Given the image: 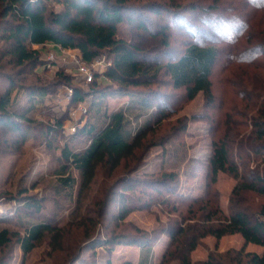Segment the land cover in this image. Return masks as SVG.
I'll return each instance as SVG.
<instances>
[{"label": "rangeland", "instance_id": "374dc122", "mask_svg": "<svg viewBox=\"0 0 264 264\" xmlns=\"http://www.w3.org/2000/svg\"><path fill=\"white\" fill-rule=\"evenodd\" d=\"M184 1L185 8L180 14H184L190 27L199 31L200 36L206 37V42L223 40L221 32L216 31L223 24L215 23V16L206 15L193 8L195 4L201 5L207 0ZM219 1L224 5L227 0ZM231 1L239 5V0H229L228 3ZM48 5L55 9L60 7L53 2ZM241 5L246 7L243 1ZM248 11L254 10L249 7ZM145 14L151 18L150 26L156 27L159 18L149 11ZM220 16L230 19L236 15L223 13ZM165 22H172L171 17L166 18ZM214 23L215 26H212ZM229 23L234 28L235 23ZM123 26L128 28L129 36L132 34L133 42L160 63L167 62L171 54L174 57L181 55L185 43L193 41L191 34L177 25L173 29L170 46L161 44L159 38L152 39L146 33L137 31L136 22ZM231 36L230 31L228 38ZM236 38L238 41L234 44L230 45L226 41L221 43L223 52L234 45V50H239L238 53L243 59L257 62L254 65L232 62L234 65H230L226 71L225 66L229 59L222 52L212 76L216 97L213 106L207 104L203 92H199L192 100L181 101L182 91L175 90L170 84L169 75L164 70L161 71L158 83L146 88L162 92L168 100L172 96V102L175 101L172 107L174 109L169 111L159 125H153L133 155L123 159L114 169L106 164L100 166L95 178L85 189H80V176L76 170H73L77 179L74 188H62L59 185V172L65 163L62 157L63 147L68 146L72 150L86 147L91 140L86 129L91 124L102 123L97 110L110 113L121 107H129L132 98L137 97L138 89L133 87L128 92H120L118 86L104 76L105 70L111 64L107 51L87 63L81 59L77 49H63L50 42L34 45L40 50L42 60L35 72L41 77L42 84L50 90L45 96L36 99V106L29 113L31 122L26 130L27 137L22 140L18 133L7 134L0 143V230L8 228L12 233L24 234L25 226L43 221L50 223L52 230L46 232L28 253L23 252L17 236L12 235L9 243L0 246V264H123L126 261L137 264L143 256V248L130 241L137 238V229L152 238L149 242L153 252V264H160L170 239L167 233L161 231L179 217L180 213L194 224L200 214L204 213L201 207L205 203L201 201L207 198L213 203L218 202L221 210L228 213L236 179L229 173L220 172L206 195V164L212 151V140L218 132L213 129L216 121L220 119L221 122L228 105L233 110L240 103L241 93H246L254 85L260 84V77L264 75V69L260 67H264V7L258 11L252 28H244L241 36L236 34ZM253 49L256 50L255 54L250 53ZM80 62L88 66L93 75L91 81H87L80 71ZM4 70L10 72V67ZM15 77L19 78L17 75ZM243 83L248 89L244 86L238 87ZM7 86L9 83L0 77V88ZM101 88L106 96L99 106L93 102L100 97L92 90ZM76 89L83 91V100L73 99ZM16 92L17 89L13 91V95ZM26 101L27 98H24L22 103ZM154 104L155 107L158 106L156 102ZM148 111L150 110H127L136 127L145 120L144 115ZM209 116H215V123L211 122ZM237 118L241 120L240 116ZM216 126L218 127L217 123ZM162 172L176 174V177L169 178L173 191L162 188L166 196L172 197L171 203H152L131 211L122 220L118 219L116 215L121 209L119 198L122 188H135L128 191L132 195V201H137L138 198H144L137 188H143ZM249 199L252 204L262 203L264 195L251 194ZM173 206L178 207L179 211H173ZM115 236L118 237L117 243L95 246L98 238L108 240ZM243 247L246 251L263 252L260 245L246 243L239 233L220 238L207 235L199 240L191 252V260L199 263L210 254L218 255ZM168 264L179 262L171 260Z\"/></svg>", "mask_w": 264, "mask_h": 264}, {"label": "trees", "instance_id": "16d2710c", "mask_svg": "<svg viewBox=\"0 0 264 264\" xmlns=\"http://www.w3.org/2000/svg\"><path fill=\"white\" fill-rule=\"evenodd\" d=\"M228 1L223 5L219 0H207L193 7L206 15L215 16V23L223 24V27L216 30L221 32L223 40L209 43L204 40L206 37L200 36L199 31L190 27L184 14H180L185 8L184 0H0V77L9 83L6 88H0V143L7 134L18 133L22 140L27 137L26 130L31 122L29 113L35 108L36 99L45 96L50 90L42 84L41 77L35 72L42 60L40 50L34 45L50 42L63 49H77L81 59L87 63L107 51L111 64L105 70L104 76L114 82L120 92H128L137 87V97L132 98L131 105L127 108L121 107L110 113L106 110L100 112L98 109L102 123L91 124L86 129L91 139L86 147L80 150L63 147L62 157L65 163L59 172V185L62 188H74L77 179L73 170H76L80 176V189L87 188L100 166L106 164L114 169L123 159L133 155L153 125H159L169 111L174 109L172 107L175 101L172 102V96L168 100L162 92L146 88L158 83L161 71L164 70L169 75L170 84L175 90L182 91L181 101L192 100L199 92H203L207 104L214 105L216 97L212 76L224 51L221 43H236V34L241 36L244 28L250 30L258 11L264 7V0H239V5ZM242 1L246 7L241 5ZM49 2L60 7L55 9L48 5ZM249 7L254 11H248ZM146 11L159 18L156 27L150 26L151 18L145 14ZM223 13L236 16L227 19L220 16ZM170 17L173 23H166V18ZM131 22L137 23V31L146 33L152 39L159 38L163 45L170 46L175 25L191 34L193 41L185 43L181 55L174 57L171 54L167 62L160 63L133 42L132 34L129 36L128 28L123 26ZM229 22L235 23L234 28ZM215 23L211 25L215 26ZM230 31L232 36L228 38ZM234 48V45L230 46V50L223 52L229 59L225 66L226 71L234 63L254 65L257 62L243 59L238 53L239 50ZM250 53L255 54L256 50L253 49ZM7 67H10V72L4 70ZM260 67L264 69L263 66ZM24 73L26 74L22 76ZM245 83L237 85L246 87ZM15 89L17 92L13 95ZM247 91L241 93L240 103L233 110L228 105L221 122L220 119L214 120L215 116H209L211 122L216 121L218 124L217 127L215 123L213 128L218 132L212 140V151L206 164V195L220 172L232 175L236 184L231 192L228 213H224L218 202L213 203L210 198L201 201L205 203L201 207L204 213L200 214L194 224L180 213L179 217L161 231L167 233L170 239L160 264H168L171 260H177L179 264H264V202L252 204L249 199L251 194L264 195V75L260 77V84ZM92 92L100 97L93 103L100 106L106 92L102 88ZM24 98L27 101L22 103ZM73 99L83 100V91L76 89ZM155 102L158 104L156 107ZM128 109L150 111L144 115L145 120L136 127L133 125L132 115L127 112ZM239 116L241 120L237 118ZM170 177H176V174L162 172L152 180L154 182L137 188L144 196L137 201H132V195L128 191L133 187H123L119 198L121 209L116 217L122 220L131 211L152 203L170 204L172 197L166 196L162 189L173 191L169 184ZM173 207V211H179L178 207ZM51 230V224L45 221L25 226L24 234L12 233L8 228H3L0 230V246L9 243L12 235H15L23 252L28 253ZM137 231V238L130 240L143 248V256L137 264H153V252L149 242L152 238L140 229ZM234 233L241 234L246 243L260 245L263 252L246 251L243 247L218 255L210 254L199 263L192 262L191 252L202 237L213 235L220 238ZM117 238H98L95 246L117 243ZM123 264L135 263L126 261Z\"/></svg>", "mask_w": 264, "mask_h": 264}, {"label": "built area", "instance_id": "2783aa9c", "mask_svg": "<svg viewBox=\"0 0 264 264\" xmlns=\"http://www.w3.org/2000/svg\"><path fill=\"white\" fill-rule=\"evenodd\" d=\"M87 67H88L87 65L80 62L79 64L80 71L84 74L87 81H91L93 78V75L92 73L89 72V69Z\"/></svg>", "mask_w": 264, "mask_h": 264}, {"label": "crops", "instance_id": "0c3cea01", "mask_svg": "<svg viewBox=\"0 0 264 264\" xmlns=\"http://www.w3.org/2000/svg\"><path fill=\"white\" fill-rule=\"evenodd\" d=\"M54 46L59 47L58 45L54 44Z\"/></svg>", "mask_w": 264, "mask_h": 264}]
</instances>
